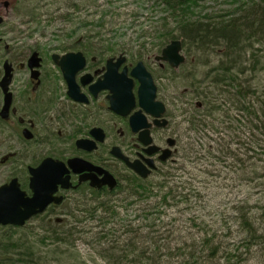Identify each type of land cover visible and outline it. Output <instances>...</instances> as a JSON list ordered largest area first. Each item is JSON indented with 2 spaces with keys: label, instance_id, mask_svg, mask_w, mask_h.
I'll use <instances>...</instances> for the list:
<instances>
[{
  "label": "rangeland",
  "instance_id": "1",
  "mask_svg": "<svg viewBox=\"0 0 264 264\" xmlns=\"http://www.w3.org/2000/svg\"><path fill=\"white\" fill-rule=\"evenodd\" d=\"M230 4L204 0L195 11L230 12ZM159 9L149 0H0V69L4 61H26L37 47L49 52L73 45L74 33L100 32L105 53L126 54L131 66L142 61L156 82L164 76L157 85L162 97H175L169 112L174 110L180 137L176 159L146 188H136L139 197L118 189L87 199L75 219L62 206L56 216L62 225L39 219L22 228L0 227V264H227V253L238 255L237 264H264V47L244 56L237 84L225 79L207 106L196 95L209 92L221 56L183 49L184 65L161 70L153 61L156 42L139 38L164 15ZM100 17L108 22L103 29H79L81 20L89 21L81 26L96 24ZM235 84L239 98L231 95ZM10 171L0 167V186ZM206 240L219 252L210 262Z\"/></svg>",
  "mask_w": 264,
  "mask_h": 264
},
{
  "label": "flooded vegetation",
  "instance_id": "2",
  "mask_svg": "<svg viewBox=\"0 0 264 264\" xmlns=\"http://www.w3.org/2000/svg\"><path fill=\"white\" fill-rule=\"evenodd\" d=\"M85 48L91 50L85 52L79 46L65 45L49 53L37 47L26 61L17 64L4 61L0 69L1 80L7 65L11 67L7 92L0 87V167L11 168L8 183L16 179L20 190L31 197V171L47 159L62 163L59 169L64 179L68 178V189L59 185L54 195L62 198L60 204H50L27 223L44 219L45 223L62 225L65 220L56 217L62 206L69 213L67 217L75 219L74 213L84 207L87 199L109 197L118 189L146 188L149 179L161 173V168L170 165L179 154L175 113L169 112L175 97L173 94L162 97L157 85L164 76L157 77L156 82L146 68L156 87L155 100L163 105L162 116L154 119L142 110L137 124L130 125V118L140 110L139 82L131 76L134 66L127 63L126 54H121L125 58L121 62L118 61L121 55L101 53L105 50L101 45ZM70 52H80L84 57L85 65L74 77L79 100L71 96L70 81L54 60L55 55L62 57ZM33 53L39 59L36 65L29 62ZM157 64L161 70L170 68ZM22 72L27 75L24 79L18 77ZM122 74L131 80L135 98V107L126 116L112 111L110 104L117 89L113 80ZM8 95L10 103L6 105ZM202 106L201 102L196 104L197 109ZM127 163L141 172L148 170L149 175L141 177ZM106 174L115 181V190L103 185Z\"/></svg>",
  "mask_w": 264,
  "mask_h": 264
},
{
  "label": "trees",
  "instance_id": "3",
  "mask_svg": "<svg viewBox=\"0 0 264 264\" xmlns=\"http://www.w3.org/2000/svg\"><path fill=\"white\" fill-rule=\"evenodd\" d=\"M149 1L153 3V8L159 7L160 12L164 13V15L162 14L153 20L149 26L150 32L147 33L143 30V34L139 36L140 39L154 40L158 52L170 41L181 40L182 47L187 54L194 56L212 52L217 56H221V61L217 63L214 70H211L217 74L214 76L215 78L213 77L208 82L207 89L209 92L204 90L196 95L207 106H211L209 94L212 96L214 92H218L215 87H221V83H224L225 79L236 83L237 75L242 74L245 70L242 66V63L246 62L244 56L249 53L253 54L259 48L264 47V0H227L231 3L229 6L233 7L230 12L218 11L204 15L196 14L195 11L197 3L204 0ZM202 10L204 11V8ZM82 22L89 21L81 20L78 25L79 29L89 25L103 29L104 25L108 23L104 22V18L102 17L95 21L96 24L84 23L81 26ZM109 23L111 25L117 24L113 22ZM100 36L101 33L99 32L93 35L91 33H82L79 35L74 33L69 37H77L73 41V45L79 46L83 48V51L88 52L89 50L85 47L103 45L104 42L100 40ZM146 44L149 43L146 42ZM100 52L103 53L105 51ZM142 56L143 54L139 55L140 59ZM236 84L234 85V94H231V91L226 89L225 91L239 98V90ZM135 187H132V191L126 193V195H136L139 197ZM132 192L135 194H132ZM245 226L248 236L254 241L257 236L253 232L252 226L250 224L248 226L246 223ZM205 244L206 250L208 251L207 261L210 262L219 252L211 241L206 240ZM226 255L227 264H237L239 259L238 255H232L230 253ZM231 258H234L233 262L230 261ZM8 261L10 264L14 262L9 259Z\"/></svg>",
  "mask_w": 264,
  "mask_h": 264
},
{
  "label": "water",
  "instance_id": "4",
  "mask_svg": "<svg viewBox=\"0 0 264 264\" xmlns=\"http://www.w3.org/2000/svg\"><path fill=\"white\" fill-rule=\"evenodd\" d=\"M54 60L63 69L67 81H70L71 96L74 99L79 100L76 95L77 92L74 90V86H76L74 83V77L75 74L85 65L83 55L80 52L68 53L62 57L55 55ZM124 60L125 58H123V56L118 58V61L123 62ZM38 61L37 54L33 53L29 62L36 65ZM155 61L167 63L171 68L178 69L180 65L185 63V57L182 54L181 40H172L162 49L160 56L155 57ZM108 62H111V59ZM121 62H119L117 66L120 65ZM10 69L11 67L7 65L5 76L0 81V87L5 93L10 84ZM131 76L139 82L137 100L140 110L130 118V125L135 126L137 124L136 119L140 118L142 110H144L145 113L152 115L154 119H159L163 114V105L155 100L156 87L153 83L152 76L146 70L142 62L136 64L131 72ZM113 81L117 89L114 99H111L110 102L111 110L118 115L126 116V114L135 107V98L131 92V80H127L126 76L122 74ZM9 97L10 96L8 95L6 105H9L10 103ZM7 109L8 106L5 107V112ZM127 165L134 169L136 173H139L138 175L143 178H146L149 175L148 170L141 172L137 170L134 165L128 163ZM59 166H62V163L47 159L39 168L31 171V197H26L25 193L20 190L16 179H12L9 183L0 186L1 227H23L31 220V218L42 214L50 204H60L62 198L55 197L54 195L57 192L59 185L62 189H68V178L64 179V174L62 170L59 169ZM102 183L107 186L110 191L116 187L115 181L108 174H106Z\"/></svg>",
  "mask_w": 264,
  "mask_h": 264
}]
</instances>
